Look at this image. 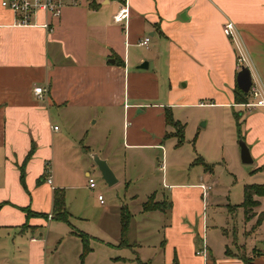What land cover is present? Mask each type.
I'll return each mask as SVG.
<instances>
[{
	"label": "crops",
	"instance_id": "obj_1",
	"mask_svg": "<svg viewBox=\"0 0 264 264\" xmlns=\"http://www.w3.org/2000/svg\"><path fill=\"white\" fill-rule=\"evenodd\" d=\"M123 3L128 15L116 22L112 16ZM226 20L238 28L264 90V0H80L57 16L40 12L30 25L17 24L0 6V264H87L95 252L90 241L100 247L99 264H264V196L253 195L256 203L243 206V188L240 201L224 203L230 214L241 211V240L233 228V246L223 227L214 243L204 236V198L216 199L211 179L173 181L169 199L149 191L141 210L166 219L157 245L137 240L136 231L119 244L121 211L131 214L127 205H102L92 231L75 225L72 220L85 218L66 204L65 190L73 188L70 156L85 155L99 140L102 152H93L110 161L116 182L128 187L126 167H142L141 151L160 150L164 157L162 142L174 130L165 114L181 123L175 109L201 104L228 114L234 125L238 116L252 171H262L264 105H247L249 95L248 102H235L236 52L222 32ZM145 36L147 45H140ZM144 61L147 67L138 68ZM35 86L45 88L41 99ZM119 126L121 144L132 150L122 163L112 149ZM82 138L90 144L71 149L67 140ZM57 190L68 222L53 217ZM151 195L163 209H142ZM76 232L88 236L82 259ZM202 248L205 253L196 254Z\"/></svg>",
	"mask_w": 264,
	"mask_h": 264
},
{
	"label": "rangeland",
	"instance_id": "obj_2",
	"mask_svg": "<svg viewBox=\"0 0 264 264\" xmlns=\"http://www.w3.org/2000/svg\"><path fill=\"white\" fill-rule=\"evenodd\" d=\"M174 119L180 120L183 126L182 143L176 145V137L169 136L163 140L164 157L160 150L155 153L141 151L142 167L140 169L128 163L126 167V176L129 180V186L119 179L112 185H108L101 177V174L94 163L91 154L101 151L103 147L99 140L90 146L91 149L85 155L70 156V165L72 166V184L73 188H66V204L68 209L81 213L85 218L82 221L72 220L76 226L85 227L95 231L93 225L96 217L101 213V206L116 208L127 205L129 212L128 222L125 230L126 237L132 239L135 231L136 239H143L147 245H157L162 238V226L166 222L165 217L154 212L149 213L141 210V203L146 199L149 191L155 189L156 193H165L169 199L168 184L173 181L198 182L200 179L215 181L212 193L215 194L213 200L204 198V236L208 242L214 243V234L220 235L221 227L227 229L226 242L233 246V231H237V239L241 240V211L230 214L224 207L228 197L230 203L240 201L242 198L243 185L249 182L264 181V167L262 171L253 172L254 163H243L240 160L238 133L236 132L233 120L228 118V114L218 112L216 109L201 104L189 108L175 109ZM226 115V116H225ZM59 125V122H56ZM121 125V124H120ZM98 128L91 126V129ZM176 129L171 132H175ZM122 130L120 126L114 131V143L112 149L117 163H122L124 156L132 153L131 149L121 144ZM67 142L71 149L78 147L80 143L90 144L87 138L69 139ZM138 155V156H139ZM61 161H62V155ZM77 157V158H76ZM202 158L209 164L211 170H205L200 163H193L194 158ZM67 158V155H66ZM108 164V163H107ZM110 161L108 166L110 167ZM59 170V169H58ZM61 170V169H60ZM62 171V170H61ZM84 171H88L95 186L88 187L87 177ZM114 171V170H113ZM204 172L210 176L203 177ZM114 173V172H113ZM118 173V172H116ZM204 178V179H203ZM97 194L102 197V202L97 198ZM134 200H131V195ZM124 210V209H123ZM134 230V231H133ZM143 233L142 235H140ZM130 234V235H129ZM95 248L93 255L87 259V264H99L100 254L99 245L96 241H90ZM250 243H246L249 247ZM264 248V246H263ZM151 249V247H150ZM83 256H79L82 259ZM121 264V263H120ZM156 264V262H154Z\"/></svg>",
	"mask_w": 264,
	"mask_h": 264
},
{
	"label": "built area",
	"instance_id": "obj_3",
	"mask_svg": "<svg viewBox=\"0 0 264 264\" xmlns=\"http://www.w3.org/2000/svg\"><path fill=\"white\" fill-rule=\"evenodd\" d=\"M80 0H0V6L10 10L15 14V21L20 25H30L34 17L42 12L49 14L51 16H57L61 8L65 5H76ZM128 15V7L125 3L113 14L112 18L116 22L123 21ZM223 34L232 42L235 52H236V69L237 71L242 67L246 66L251 74V85L249 87L248 95L252 99L247 103V105H264V90L262 84L256 79L252 64L242 41L241 35L238 28L234 22L226 20L222 26ZM149 40L148 36H145L143 40L139 42L140 45H147ZM45 92V88L42 86H35L33 88V93L37 98H42ZM56 129L57 126H53ZM47 182L50 183L49 170H47ZM88 187L93 188L95 186L93 179L88 176ZM203 188H205L202 185ZM209 188V186H207ZM97 198L102 202V197L100 194ZM50 217V214L47 216ZM205 250L199 249L196 254H204Z\"/></svg>",
	"mask_w": 264,
	"mask_h": 264
},
{
	"label": "trees",
	"instance_id": "obj_4",
	"mask_svg": "<svg viewBox=\"0 0 264 264\" xmlns=\"http://www.w3.org/2000/svg\"><path fill=\"white\" fill-rule=\"evenodd\" d=\"M235 102H242V103L248 102V93H243L238 89L235 95ZM165 120L168 124L172 125L176 129L175 132L173 133L170 132L167 134V136H175L177 138L176 145L181 144L183 139V124L173 120L169 112L165 114ZM235 125L237 129V133L239 134L240 122L238 121L237 115H235ZM31 153H32L31 150H29L25 157V160L30 157ZM23 163L20 166V180L22 183H23ZM193 163H200L205 170H211L209 164L204 162L200 157L199 158L196 157ZM243 192H244V200L241 203V205L243 206L253 205L256 203V200L252 199L253 195L264 196V184H246L243 186ZM63 204H64L63 193L58 190L55 191L53 196V217L68 222V213L64 210ZM1 205L2 203L0 202V207ZM164 205L165 204H163V202L153 201V197L151 195L142 204V209L143 210L163 209ZM26 210L27 212L30 213L29 209ZM128 217H129V213L122 210L120 216L121 219V239L119 242L120 245L126 243L124 237H125V230L128 222ZM76 233L80 236L82 241V252H81V256H82L89 250L88 236L82 232H76ZM245 263L251 264L247 260H245ZM137 264H144V263L139 262Z\"/></svg>",
	"mask_w": 264,
	"mask_h": 264
},
{
	"label": "water",
	"instance_id": "obj_5",
	"mask_svg": "<svg viewBox=\"0 0 264 264\" xmlns=\"http://www.w3.org/2000/svg\"><path fill=\"white\" fill-rule=\"evenodd\" d=\"M138 68H146L147 62H142L138 66ZM236 85L238 89L243 93H248L249 87L251 85V74L249 69L246 66H242L237 72H236ZM238 146H239V155L240 160L243 163H252L253 159L251 157L249 147L245 143V140L242 138L241 135H238ZM92 159L94 163L96 164L102 179L108 184L112 185L114 184L117 179L111 170V168L108 166L105 159L100 158L97 154L92 153L91 154Z\"/></svg>",
	"mask_w": 264,
	"mask_h": 264
}]
</instances>
